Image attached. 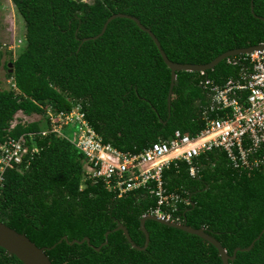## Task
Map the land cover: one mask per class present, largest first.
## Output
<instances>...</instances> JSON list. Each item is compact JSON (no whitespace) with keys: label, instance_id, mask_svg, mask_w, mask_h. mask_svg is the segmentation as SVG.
I'll use <instances>...</instances> for the list:
<instances>
[{"label":"trees","instance_id":"trees-1","mask_svg":"<svg viewBox=\"0 0 264 264\" xmlns=\"http://www.w3.org/2000/svg\"><path fill=\"white\" fill-rule=\"evenodd\" d=\"M25 24L22 50L11 59L19 93L0 90V138L47 128L44 123L18 125V112L70 110L81 103L93 129L105 143L139 153L176 130L195 136L205 128L202 107L207 93L201 82L222 85L239 68L227 60L204 74L178 72L171 110V70L152 38L132 20L151 29L168 58L179 64L206 65L224 53L264 44V0H11ZM0 0V9H1ZM20 48V49H21ZM4 57L0 42V67ZM40 153L24 173L9 170L0 203V221L26 235L46 251L53 264H223L218 250L201 238L148 220L150 244L138 251L129 244L124 225L144 247L143 215L155 206L146 190L117 199L105 186L84 180V156L65 139L37 140ZM189 164L165 171L166 188L188 193L192 205L181 207V221L205 228L232 256L248 248L264 230V169L234 170L215 150ZM84 185V188L81 186ZM108 245L100 252L106 241ZM68 238L69 243L60 240ZM89 238L91 246L74 244ZM95 247V248H94ZM0 264H23L0 248ZM230 264H264V234L250 252H238Z\"/></svg>","mask_w":264,"mask_h":264},{"label":"built area","instance_id":"built-area-1","mask_svg":"<svg viewBox=\"0 0 264 264\" xmlns=\"http://www.w3.org/2000/svg\"><path fill=\"white\" fill-rule=\"evenodd\" d=\"M82 1L91 4L94 0ZM16 42L3 47L16 54L24 39ZM227 62L239 68L236 76L222 85L208 79L201 82L207 93V104L202 107L205 128L195 136L176 130L170 138H160L139 153L123 152L105 143L91 126L81 103L66 111L46 107L44 114L18 112L8 132H14L20 124L42 122L47 128L0 138V203L7 172L29 170L40 153L37 140L55 135L68 141L84 156L83 183L100 182L117 199L146 190L155 206L143 218L155 216L182 224L180 209L190 206L191 200L187 192H172L166 188L164 173L172 164L179 167L180 162H187L190 176L195 178L199 169L194 161L201 155L219 150L239 173L264 169V50L231 57ZM9 85V90L19 93L13 79ZM33 117L38 120L31 121ZM71 126L76 129L72 136L67 133Z\"/></svg>","mask_w":264,"mask_h":264},{"label":"water","instance_id":"water-1","mask_svg":"<svg viewBox=\"0 0 264 264\" xmlns=\"http://www.w3.org/2000/svg\"><path fill=\"white\" fill-rule=\"evenodd\" d=\"M251 10H252V13H254L253 0H252ZM118 18L129 19V20L134 21L142 31L149 34V36L152 38L155 45L157 46L165 64L170 68V70H171V87H170L169 96H168V109H169V111L171 110V105H172L171 101H172V96H173V89L175 86L176 77H177L178 72L205 73L207 71L213 70L220 63H222L223 61H225L231 57L246 55V54H250L254 51L264 50V44L249 47V48L234 50V51L222 54L221 56L216 58L214 61H212L211 63L206 64V65H192V64L174 63L168 58V56L166 55V53L162 49L159 40L154 35V33L151 31V29L146 28L144 25H142V23L140 22V20L138 18L130 16V15H126V14H116V15L111 16L107 20V22L105 23L102 32L98 36L93 37V38H86V39H84L83 42H88L90 40H97V39L101 38L105 34V32L107 31L109 24L113 20H116ZM9 69H10V73H13V64H11V63L9 64ZM148 220L156 221V222L163 224V225H166L168 227L178 229L180 231L186 232V233L191 234V235H195V236L201 238L202 240L206 241L207 243L213 245L218 250L219 256H220L223 264H230L231 261H235L237 258L238 252H250L253 249L255 243L258 240H260L262 235L264 234V230H263V232L259 235V237L248 248H244V249L243 248H237L234 250L233 255L230 256V255H228L227 251L224 249L222 244L214 236L209 234L205 228H201V229L191 228L188 226L186 220H184V222L182 224H178V223H172L169 221L162 220V219L155 217V216L144 217L141 220V231L144 233V235L146 237V242H145L144 247H140L134 243V241L132 240V238L130 236L128 229L124 225L119 224L118 227L114 231L115 232L123 231L124 235L126 236L127 241L132 246V248H134L138 251H146L147 248L149 247V244H150V234H149L148 230L146 229V222ZM111 233L112 232L106 233V241L103 245H101L99 248L94 247L97 252H100L104 246L108 245V237ZM63 241H66L67 243H69L67 237H64L63 239H61L59 244H61ZM85 242H87V244L89 246L93 247L91 245L89 238H85L82 241L74 240L73 242H71V245L84 244ZM56 246H57V244L51 248H39L26 235L17 232L16 230L8 227L6 224H4L3 222L0 221V248L4 249L7 253L15 256L23 264H53L51 262L50 258L47 256L46 251H50V250L54 249Z\"/></svg>","mask_w":264,"mask_h":264},{"label":"rangeland","instance_id":"rangeland-1","mask_svg":"<svg viewBox=\"0 0 264 264\" xmlns=\"http://www.w3.org/2000/svg\"><path fill=\"white\" fill-rule=\"evenodd\" d=\"M0 9V42L3 45H12L14 40L24 39L25 36V24L23 20L18 15L16 8L11 0H1ZM22 44H20L21 46ZM16 49V46H15ZM21 49L16 50V54L11 50L9 51L7 47H3L4 57L2 60V65L0 67V90H9L10 81L12 79L8 76L9 74V64L11 59H15ZM15 51V50H14ZM31 121H36L38 118L33 117ZM76 129L71 126L67 129V133L72 136Z\"/></svg>","mask_w":264,"mask_h":264},{"label":"clouds","instance_id":"clouds-1","mask_svg":"<svg viewBox=\"0 0 264 264\" xmlns=\"http://www.w3.org/2000/svg\"><path fill=\"white\" fill-rule=\"evenodd\" d=\"M191 205H192V203H191Z\"/></svg>","mask_w":264,"mask_h":264}]
</instances>
